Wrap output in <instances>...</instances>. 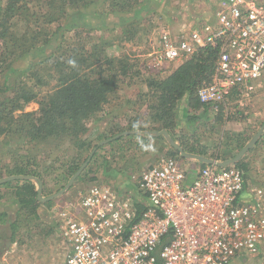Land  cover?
Segmentation results:
<instances>
[{"label": "rangeland", "instance_id": "1", "mask_svg": "<svg viewBox=\"0 0 264 264\" xmlns=\"http://www.w3.org/2000/svg\"><path fill=\"white\" fill-rule=\"evenodd\" d=\"M136 1L133 11L119 15L110 13V0H94L91 5L77 10L67 7L61 24L62 31L54 41L40 49L37 47V51L32 50L28 55L25 54L24 58L17 60V64L12 69H8L9 72L3 74L6 85L10 87L16 84L19 86L28 84L32 73L46 77L54 64L55 54L59 56L70 48L87 44L90 49L96 47L97 52L102 49L106 57L118 60L127 58L134 65V71L139 69L141 76H135L131 82L125 79L130 85L122 83L118 85L115 94L108 96L109 101L104 105V111L86 121L83 136L86 137L87 149L79 152L78 160H76V150H73L72 145L70 146L67 141L57 146L50 143L35 147L26 145L27 139L23 136L16 134L0 136V180L10 177L9 172L25 168L26 171L31 170L33 175L36 173L39 176L34 178L41 183V198H48L64 191L50 200V205H40L36 211L37 216L33 218L28 214V209L21 210L14 202L15 185L0 187V227L5 230V234L0 237L3 240L0 242V250L10 244L9 237L12 235L10 226L14 217L20 216L22 223L14 234L16 244L6 246V249L19 247V254L15 250L4 257L6 260H3L4 255H1L3 259L0 258V264H22L23 261L28 263L29 260L31 264H35L36 260L47 261L48 264H64L69 247L59 227L57 208L79 198L94 185H106L119 190L120 196L131 197L132 200L135 197L139 200L141 196L137 193V182L140 175L149 165L168 156L173 149L165 137L154 132L166 131L169 138L184 153L209 159L215 156L221 160L211 159L222 162L231 159L245 147L264 123V77L253 95L242 100L241 104L236 100L233 101L228 107V112L214 113L209 110L204 113L201 109L186 108L183 110L182 99L169 112L170 118L166 122L161 123L151 119L146 106L157 105V101L149 99L148 103L143 97L144 93L150 92V88L145 84L146 76L149 75L146 71L152 73L147 60L148 54L159 45L160 34L163 31L182 32L207 21L220 0ZM32 5L37 9L40 4L32 0ZM77 11L82 16H79ZM25 29L26 20H21L8 31L15 39H21ZM45 31L47 33L48 28ZM30 36L29 32L23 43L25 45H22L26 53L30 47L28 43ZM45 38L43 36L40 40ZM7 41L9 44L12 43L8 39ZM2 52L0 48V54ZM164 66L161 79L173 71V65ZM44 80L49 83V88L55 86V78ZM9 92L5 95L9 96ZM23 108L25 113L36 111L38 104L31 101ZM16 114L15 116L18 117ZM183 118L187 119V123H182ZM172 120L175 123H170ZM130 128L131 131L147 132L149 140H141L128 134L121 139L115 138L117 133L130 132ZM263 135L264 130L258 141ZM111 137L112 141L95 150L80 178L78 177L68 189L64 190L70 179L66 180L69 166L75 163L81 166L99 142ZM142 144L151 145L155 151L152 147H141ZM251 149L241 158L240 163L243 168L239 169L243 173L247 172V166L262 163L261 158L248 161L247 155ZM253 153L254 151L249 155ZM181 161L190 174L202 168V163L198 161L192 162L187 159ZM32 183L37 189V183ZM3 213L6 215H2ZM16 253L17 255H14ZM47 255L50 257L49 261ZM245 259L246 262L242 264H264V247L256 255Z\"/></svg>", "mask_w": 264, "mask_h": 264}, {"label": "built area", "instance_id": "2", "mask_svg": "<svg viewBox=\"0 0 264 264\" xmlns=\"http://www.w3.org/2000/svg\"><path fill=\"white\" fill-rule=\"evenodd\" d=\"M147 60L173 69L199 50L215 51L200 104L227 111L256 92L264 77V0H220L211 17L182 32L163 31ZM166 156L140 175L146 209L135 222L131 197L94 185L57 208L69 251L64 264H230L264 247V186L246 182L235 166L188 171ZM246 193L248 200L240 201Z\"/></svg>", "mask_w": 264, "mask_h": 264}, {"label": "trees", "instance_id": "3", "mask_svg": "<svg viewBox=\"0 0 264 264\" xmlns=\"http://www.w3.org/2000/svg\"><path fill=\"white\" fill-rule=\"evenodd\" d=\"M93 2L94 0H36V3L40 4L36 9L32 5V0H0V48L3 51L0 54V136L10 134L11 136L15 134L23 136L27 139V141L25 140L26 145L35 147L50 143L57 146V144L60 145L67 141L70 146L72 145L73 150H76V160H78L79 152L87 149L86 137L83 136L86 121L104 111V105L109 101L108 96L115 94L118 85L122 83L129 86L135 76H141L139 69L134 71V65L127 58L118 60L106 57L105 54L103 55L102 49L97 52L96 47L90 49L87 44H84L74 49L70 48L69 51L62 52L59 56L55 54L54 64L46 77L32 73L28 84L20 86L16 84L11 87L6 85L3 74L9 72L8 69H12L18 59L24 58V55H28L32 50L37 51V47L40 49L47 43L50 44L62 31L61 24L65 18L67 7L77 10L89 6ZM110 2V13L116 15L133 11L134 5L137 4L136 0H110ZM105 10L107 9L105 8ZM77 14L82 16L79 11ZM21 20H26L25 33L21 39H15L8 29ZM13 21H15L14 24H12ZM46 28H48L47 33ZM29 32L31 35L28 42L30 47L26 53L22 45H25L23 43H25ZM43 36L46 37L45 40H40ZM7 39L12 43L9 44ZM214 60L215 51L201 49L188 61L173 69L164 79L160 77L162 76L161 72L146 71L149 75L145 74V76L147 75L145 84L150 88V92L143 94L144 100L146 98L148 103L149 99L157 101V105L146 106L151 119L161 123L166 122L170 118L169 112L182 99H186V103L190 104L193 110L199 107L204 108L196 98V91L202 85H207L210 82ZM69 61H74L75 64H70ZM50 78L56 80L55 86L51 88L48 86L49 83L44 80ZM125 79L130 82H125ZM8 92L10 95H5ZM31 101L36 102L38 108L36 111L25 113L23 107ZM170 123L175 122L172 120ZM167 124L165 123V125ZM131 130L130 128L129 131ZM117 134L119 139L124 136L122 133ZM128 135L141 140H145L147 137L137 134ZM104 145L98 146L97 144L93 147L98 150ZM168 156L180 158L179 152L174 149L170 150ZM211 158L219 159L215 156ZM240 162L241 160L233 166L238 169L243 168ZM79 166L80 164L77 163L69 166L66 180L77 171ZM203 166L206 165L202 164ZM242 174L245 177L243 172ZM9 175L39 178L36 173L33 175L31 170L26 171L25 168L9 172ZM8 185H15L14 202L17 203V206L21 210L28 209V214L35 218L38 207L44 203L38 200L33 183L29 180H14L7 181L0 187ZM116 192L120 195L119 190ZM137 193L141 197L139 200L133 198V206L136 210L133 222L137 221L146 209L144 202L146 197L139 190ZM50 204L51 202H48L47 205ZM20 218V216L14 217V221L11 223L12 235L22 224Z\"/></svg>", "mask_w": 264, "mask_h": 264}, {"label": "water", "instance_id": "4", "mask_svg": "<svg viewBox=\"0 0 264 264\" xmlns=\"http://www.w3.org/2000/svg\"><path fill=\"white\" fill-rule=\"evenodd\" d=\"M264 130V124L261 126V128L257 131V133L253 136V138L250 140V142L243 147L236 155L234 158L232 159H227L225 161L222 162H218L216 160L213 159H209V158H204L202 156L199 155H194V154H187L184 153L183 150L175 143L173 142L166 131H160V132H154L156 135H162L163 137H165V139L168 141V143L171 145V147L179 152V156L182 159H187V160H195L198 161L202 164L205 165H211V166H215L217 168H225L231 165H234L235 163H237L239 160H241V158L244 156V154H246L258 141L259 137L261 136L262 131ZM126 134H137V135H141V136H148L147 132H138V131H130L128 133H123L122 135H126ZM121 136V135H119ZM118 136H116L115 138H117ZM112 140L111 139H107L104 140L100 143H98V146L100 145H104L108 142H110ZM95 148L93 149V151H91V153L89 154V157L87 158V160L85 161V163H83L79 169L70 177L67 185L65 186V189H68L73 182L80 176V174L82 173V171L85 169L86 165L88 164L89 160L91 159L93 152H94ZM14 180H29L31 182H35L37 183L38 187L36 189L37 192V198L40 202H49L50 200L54 199V197H57L59 195H61L64 191H61L59 193H57L56 195L50 196L48 198H41V193H42V187H41V183L34 177H30V176H10V177H6L4 179L0 180V185L7 182V181H14Z\"/></svg>", "mask_w": 264, "mask_h": 264}, {"label": "crops", "instance_id": "5", "mask_svg": "<svg viewBox=\"0 0 264 264\" xmlns=\"http://www.w3.org/2000/svg\"><path fill=\"white\" fill-rule=\"evenodd\" d=\"M198 24V23H197ZM187 101H186V99H183V101H182V104H183V107L181 108V109H183V110H185V108L187 109V110H190V109H192L191 108V106H190V104H188V103H186ZM202 110V112H204V113H207L208 111H209V109L207 108V107H205L204 106V108H202V107H199V108H195V110ZM219 112H221V113H223L224 111H219ZM225 112H228V110L227 111H225ZM224 112V113H225ZM183 121V122H182ZM182 123H187V119H185L184 120V118L182 119ZM180 122V123H181ZM264 124V123H263ZM262 124V125H263ZM261 125V126H262ZM139 132V131H138ZM253 138V137H252ZM146 140H149V138H147L146 137V139H145V141ZM153 140H155V139H153ZM157 140V139H156ZM256 149H257V151H256ZM252 151H254V153L253 154H251V155H249ZM256 151V152H255ZM251 152L250 153H248V161L249 160H251V161H254L255 160V158L256 159H258V158H261L262 159V163L260 164V165H258V164H254V165H252L251 167H248L247 166V169H246V171L248 172V174H247V172H245L244 171V175H245V177H244V180L248 183L249 181L250 182H253L254 184H257V185H261V184H264V135L260 138V140L258 141V143L256 144V146L255 147H253L252 149H251ZM192 162H194L195 160H191ZM252 163V162H251ZM244 166H245V164H244ZM245 169V168H244ZM243 169V170H244ZM241 171V170H240ZM261 186H263V185H261ZM245 199L246 200H248V197H247V194L246 193H243L241 196H240V201L242 202V203H244L245 202ZM144 202H145V204H147V201L146 200H144ZM44 204L43 205H46V203L48 204V202H43ZM54 217H55V215H54ZM5 234V230L4 229H2L1 227H0V237L1 236H3ZM3 238V237H2ZM10 240H9V243L10 244H16V238H15V235H10ZM1 241H3L1 238H0V242ZM10 244H7L6 246L8 247ZM6 246H4L3 248H5V249H2V250H0V258H2V256L1 255H4L3 256V258L4 257H6V256H8L9 255V253H11V252H13V251H15V252H17L18 253V248L19 247H17V248H13V249H6ZM14 246V245H13ZM69 247V246H68ZM20 250V249H19ZM7 252V253H4V252ZM27 251V250H26ZM27 252H29V250L27 251ZM17 253L16 254H14V255H17ZM19 254V253H18ZM43 254V253H42ZM238 257V258H237ZM235 259H233L232 260V262L230 263V264H232V263H236V264H242L243 262H246V257H248V256H246V255H240V256H237ZM2 258V259H3ZM47 259H48V261L50 260L49 258V256L47 255V257H46ZM3 260H6V258H4ZM23 260H24V258H23ZM30 261V260H29ZM28 261V263H25V261H23V263L22 264H31V262H29ZM35 264H48V262L47 261H42V260H36L35 261ZM52 264V263H51Z\"/></svg>", "mask_w": 264, "mask_h": 264}, {"label": "clouds", "instance_id": "6", "mask_svg": "<svg viewBox=\"0 0 264 264\" xmlns=\"http://www.w3.org/2000/svg\"><path fill=\"white\" fill-rule=\"evenodd\" d=\"M69 63H70V64H73V65L75 64L74 61H69ZM134 126H135V125H134ZM141 147H152V146H151V145H149V146H145V145L142 144ZM152 150L155 151V148L152 147Z\"/></svg>", "mask_w": 264, "mask_h": 264}, {"label": "flooded vegetation", "instance_id": "7", "mask_svg": "<svg viewBox=\"0 0 264 264\" xmlns=\"http://www.w3.org/2000/svg\"><path fill=\"white\" fill-rule=\"evenodd\" d=\"M231 166H233V165H231Z\"/></svg>", "mask_w": 264, "mask_h": 264}]
</instances>
